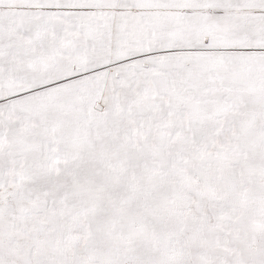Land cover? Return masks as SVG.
I'll use <instances>...</instances> for the list:
<instances>
[{"label":"snow or ice","instance_id":"6c2138e0","mask_svg":"<svg viewBox=\"0 0 264 264\" xmlns=\"http://www.w3.org/2000/svg\"><path fill=\"white\" fill-rule=\"evenodd\" d=\"M0 264H264V0H0Z\"/></svg>","mask_w":264,"mask_h":264}]
</instances>
